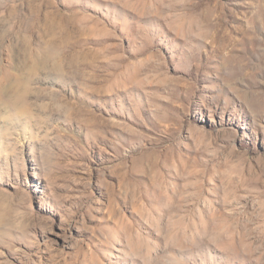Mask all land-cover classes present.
<instances>
[{
	"label": "rangeland",
	"instance_id": "obj_1",
	"mask_svg": "<svg viewBox=\"0 0 264 264\" xmlns=\"http://www.w3.org/2000/svg\"><path fill=\"white\" fill-rule=\"evenodd\" d=\"M0 264H264V0H0Z\"/></svg>",
	"mask_w": 264,
	"mask_h": 264
},
{
	"label": "bare ground",
	"instance_id": "obj_2",
	"mask_svg": "<svg viewBox=\"0 0 264 264\" xmlns=\"http://www.w3.org/2000/svg\"><path fill=\"white\" fill-rule=\"evenodd\" d=\"M15 82L17 83V80H16ZM21 82H22V81H21ZM21 82L19 81V83H21ZM19 83H17V84H19ZM19 86H20V85H19ZM19 86H18V87H19ZM24 88H25V87H24ZM20 89H21V88H20ZM20 95H21V94H20Z\"/></svg>",
	"mask_w": 264,
	"mask_h": 264
}]
</instances>
